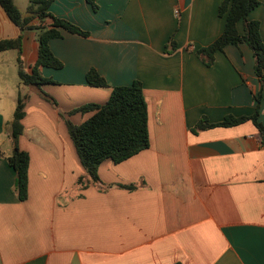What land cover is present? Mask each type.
Masks as SVG:
<instances>
[{
    "label": "crops",
    "instance_id": "1",
    "mask_svg": "<svg viewBox=\"0 0 264 264\" xmlns=\"http://www.w3.org/2000/svg\"><path fill=\"white\" fill-rule=\"evenodd\" d=\"M222 1L95 0L93 11L86 0H53L49 12L88 36L62 31L49 41L62 68L39 72L54 82L42 89L57 108L18 82L17 99L25 97L18 147L29 156L24 202L13 194L6 161L13 146L5 129L17 99L15 105L4 99L3 61L10 54L0 53V264H264L258 130L246 121L192 132L201 118L217 124L251 116L260 90L247 45H227L211 64L196 55L224 31ZM257 1L248 18L259 23L264 43V0ZM237 31L243 33L241 22ZM20 35L29 72L36 32H21L0 8V41ZM171 38L175 50L166 55ZM90 70L109 87H90ZM134 81L147 104L148 149L119 164L103 162L102 185L80 188L86 177L60 114L104 104L111 88ZM90 116L69 119L77 125ZM259 122L264 127V103Z\"/></svg>",
    "mask_w": 264,
    "mask_h": 264
},
{
    "label": "trees",
    "instance_id": "2",
    "mask_svg": "<svg viewBox=\"0 0 264 264\" xmlns=\"http://www.w3.org/2000/svg\"><path fill=\"white\" fill-rule=\"evenodd\" d=\"M52 2L53 0H29L26 16H23L13 0H0V8L10 22L21 32H36L38 44L37 59L29 72L23 68L20 57L22 35L16 39L0 41V53L16 50L18 54L17 76L20 86L31 88L43 100L57 108L56 101L42 89L44 85L54 84V82L43 78L39 72V68L54 70L62 68V63L53 56L50 50L49 41L61 38L62 31L84 38L88 36V33L68 21L53 16L49 12ZM86 2L91 5L93 11H96L95 0H86ZM258 5L257 0H223L219 7V15L226 16L223 33L211 45L196 51L199 58L207 59V63L211 64L214 54L222 52L227 45L245 44L249 47L254 58V73L260 83V90L254 95L253 114L240 118L227 117L217 124H209L205 118H201L193 128V133L213 127H232L251 121L258 130L261 144L264 147V127L259 122L261 105L264 103V43L260 36L259 23L248 18L250 12ZM33 20H37L38 25H32ZM47 20L50 21V25L44 26ZM240 22L243 26L241 34L237 31V24ZM174 50L175 44L171 38L165 48V54L169 55ZM86 83L95 88L109 87L94 70L87 72ZM24 101L25 97H18L13 119L5 129L13 146L11 155L6 158V161L14 171L13 194L19 202H24L28 195L29 156L18 147V139L22 134ZM76 114L82 116L91 114V116L76 125L69 119ZM60 116L64 120L68 136L86 177L79 178L77 183L80 188L102 185L98 177V167L103 162L110 161L113 164H119L149 147L147 104L143 96L142 85L138 81L128 86L111 88L109 99L104 104H85ZM119 187L127 190L135 189V186Z\"/></svg>",
    "mask_w": 264,
    "mask_h": 264
},
{
    "label": "rangeland",
    "instance_id": "3",
    "mask_svg": "<svg viewBox=\"0 0 264 264\" xmlns=\"http://www.w3.org/2000/svg\"><path fill=\"white\" fill-rule=\"evenodd\" d=\"M18 8L22 13H25V9L28 5V0H15ZM9 56L3 61V67L5 69L4 72V78H5V94L6 96L4 97L5 100H7L8 104L15 105L17 96H18V76H17V65H16V58H17V51L16 50H11L9 51ZM2 62V61H0ZM23 68L27 70V64L23 63ZM32 90V89H30Z\"/></svg>",
    "mask_w": 264,
    "mask_h": 264
}]
</instances>
